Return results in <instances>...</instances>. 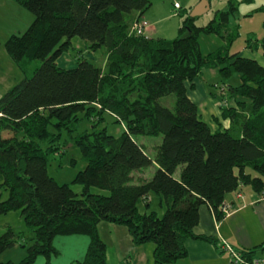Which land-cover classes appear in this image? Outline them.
Segmentation results:
<instances>
[{"label": "trees", "instance_id": "16d2710c", "mask_svg": "<svg viewBox=\"0 0 264 264\" xmlns=\"http://www.w3.org/2000/svg\"><path fill=\"white\" fill-rule=\"evenodd\" d=\"M16 1L34 20L5 42L24 78L0 96V190L8 192L4 200L0 194V215L20 211L34 238L19 263L0 264H31L39 255L49 260L59 254L54 238L69 234L91 238L85 258L75 264H107L101 221L126 226L138 245L154 243L151 264L173 263L187 256V238L217 243L213 236L194 233L203 204L222 220L228 193L250 186L264 197V64L225 46L204 54L199 41L203 33L224 34L229 42L235 38L227 26L236 9L233 0L206 25H197L190 11L180 35L171 40L130 32L134 21L127 16L138 11L143 17L152 0ZM75 37L89 42L88 55L77 57L73 67L62 66L58 59L76 49ZM102 47L115 64L107 73L93 56ZM37 60L41 64L30 75L27 64ZM210 68L226 79L236 73L241 78L238 85L224 83L238 108L218 99L222 116L232 120L224 126L216 117L217 129L201 118L189 93ZM172 94L173 109L161 101ZM248 108L240 115L238 109ZM89 109L103 119L105 112L114 114L125 123L124 132L114 136L107 126L99 127L102 122L80 131L75 120ZM63 130L73 138L66 145ZM138 135H162L153 156ZM69 143L86 163L71 182L82 185L80 195L71 183L61 184L49 174L51 157ZM152 165L157 167L151 178L136 175ZM94 187L109 194L95 193ZM152 193L165 206L162 215L149 210ZM17 238L9 226L0 235V255ZM259 250L238 251L254 258Z\"/></svg>", "mask_w": 264, "mask_h": 264}, {"label": "rangeland", "instance_id": "374dc122", "mask_svg": "<svg viewBox=\"0 0 264 264\" xmlns=\"http://www.w3.org/2000/svg\"><path fill=\"white\" fill-rule=\"evenodd\" d=\"M185 1L187 0H152V8H150L143 15V17L150 23V27L147 30V35L155 38L165 37L170 40L177 38L180 35V27L183 25V21L189 13L188 10L184 9V7L188 6V3H185ZM191 1L195 2V0ZM230 1L232 0H211V10L203 17L197 18L195 23L197 25L208 24L215 16H217V12H219L218 10L228 9ZM233 1L236 4V9L230 14L227 26L230 27V33L235 31L237 35L231 40V42H229L223 38L222 35L224 34L203 33L199 37L201 51L204 54H208L209 52L214 51L221 46H225L229 48L230 53H238L242 56L256 58L262 64H264V0ZM176 2H180L183 7H175ZM160 11L163 12L159 14V16H166V18L162 19L159 23H155L153 19L150 18V15H158ZM148 13H150V15ZM127 18L130 19L131 15H128ZM33 20L34 15L26 8L20 6L14 0H0V70L2 68H6L10 76L8 77V81L4 85L0 86V94L5 93L9 88L24 78L23 74L19 77H13L12 72H10L8 66L11 63V60L8 59L11 58L4 56V53H6L4 44L12 33L21 34L24 32ZM130 30V32H132V29ZM73 45L76 47V49L71 48L70 51L64 52V54L58 59L60 65L65 67H73L76 64L77 57L87 54V50H90L89 47H87L89 42L79 37L73 38ZM109 53V50L105 47H102L97 52L93 53V56L95 57V60H93L101 67L103 72L106 73L109 72L113 66H115L113 59L109 57ZM140 63H143V61L141 60ZM40 64L41 61L38 60L28 63L27 68L29 74L31 75L34 69ZM113 77L117 78L118 76ZM119 77H121L123 80L126 79V77H123V75ZM128 79L129 77H127V81ZM204 79L209 81L205 83V86L199 85L197 88V92H199L201 96H204V100L202 99L201 101H198L201 118L208 122L213 129H217L219 127L217 124L218 121L224 126L225 124L230 126L232 117H229V119H224L222 114L218 116V111L216 109H218L221 113L220 103L222 101H224L222 102L224 106L230 107L232 104V106L234 105L235 107L236 102L233 100V95L230 96V91L228 88L226 92V86L224 83H233V85H238L241 83L240 75L236 73L228 79L224 78L221 74H218V76L213 79L206 75ZM110 86L113 87V84ZM221 86H223L224 89L221 88ZM190 92L193 95V92L195 91L193 90ZM225 93L226 95H223ZM211 94L215 95L213 96ZM220 98L222 101L218 100ZM227 98L229 100H227ZM161 101L163 104L168 105L173 109L176 104V97L174 94H172L163 97ZM97 106L99 107V105ZM240 110L241 109H238L240 115H242V112L249 113V108L247 111ZM79 117L81 120L78 119L75 120V122L76 124L80 123V131L89 129L94 123L99 124L100 122L102 123H100L101 125L99 127L107 126L108 131L114 136H120L125 129V123L123 124L121 120L119 122L118 118L110 112H105V118L103 119L101 113L98 111L93 112L89 109L88 112H80ZM215 117L218 118V121L215 119ZM225 120L227 121L226 123ZM50 129L55 133H58V130L54 127H51ZM76 134L77 133L74 135ZM61 135L62 144L66 145L68 142L73 141L71 135H69L65 130H63ZM136 138L140 143L144 144L148 153L152 156L156 153V147L162 141V135H138ZM50 140L51 138L48 137L47 140L42 141V147L46 148L48 143H50ZM85 165L86 163L82 159L80 149L77 146H73L72 143H69L67 148L62 150L61 153L51 157L49 174L61 184L71 183L76 174L85 168ZM155 171L156 168L154 165H152L143 170V175L149 176L151 178ZM136 175L139 174L136 173ZM72 188L76 193L79 195L81 194L82 185L73 183ZM92 191L106 195L109 194L108 190H102L96 187L92 188ZM0 194H2L1 200L6 199L8 196V192L6 190H0ZM150 201L151 203L149 210H157L159 214L162 215L165 206L162 207L160 205L159 197L155 193H152ZM9 226L12 227L18 235V245L15 248H10V250H7L5 253L3 252L4 254L2 253L0 255V260L12 259L15 262H19L27 255V247H23L21 244H30L32 241L31 237L34 235V233L30 231V228L26 225L24 217L21 215L20 211H12L8 214L0 215V235L4 233ZM20 233H25V237L22 238L19 236Z\"/></svg>", "mask_w": 264, "mask_h": 264}, {"label": "crops", "instance_id": "0c3cea01", "mask_svg": "<svg viewBox=\"0 0 264 264\" xmlns=\"http://www.w3.org/2000/svg\"><path fill=\"white\" fill-rule=\"evenodd\" d=\"M14 1L17 2L16 0ZM199 1L201 2L202 0ZM199 1H185V3H188V6L184 7V9L188 10V12H192ZM208 1L209 8L205 12L196 16L197 18L203 17L211 10V0ZM180 5L182 6L181 3ZM152 6L150 8H152ZM162 12L163 11H160L158 15H150V13L148 14L155 23H159L162 19L166 18V16H159V14ZM139 14L140 12L138 11L132 12L130 14V21L133 22V20L138 17ZM5 51L6 53H4V56L11 58L8 59L11 60V63L8 67L10 72H12L13 77H19L22 74L24 77L22 69L9 55L6 48ZM7 73L8 72L6 68H2L0 70V86L4 85L8 81V77L10 76L9 73ZM218 74L219 73L217 69L210 68L204 70L202 75L195 79V88L190 90H194L195 92H193V95L191 92H189L190 97L194 102L198 104V101H201L202 99L204 100V96H201V94L197 92V88L199 85L205 86V83L209 81L204 79L205 76L207 75L213 79L217 77ZM3 94H0V96ZM227 100L229 99L227 98ZM235 107L238 108L237 103H235ZM216 110L218 111V116H220L221 113L218 109ZM215 119L217 118L215 117ZM226 122L227 121L225 120V123ZM225 126H228V124H225ZM154 166L155 168L157 167L156 165ZM137 174H139L137 176L150 178L149 176L143 175V170L139 171ZM239 191H241L243 195L241 198L238 197ZM225 201L231 205H234V209L230 213L226 214L222 220H218L212 209L207 204H203L200 207L199 223L194 228V233L196 235L213 236L217 239V243L214 244L206 240L193 237L187 238L185 242V246L188 250L187 256L168 264H230L229 252L225 251L227 244L231 245L236 250H253L260 248L258 255L264 258V197H260L250 186H243L242 189L238 191L228 193L226 195ZM161 206L164 207L163 205ZM98 231L100 237L107 245V264H151L153 262L155 244L151 242L141 245L136 244L132 235L130 234L129 229L126 226L108 221H101L98 224ZM33 238L34 235L31 237V240ZM90 242L91 238L88 234L57 235L53 240V244L59 251V254L57 256H53L49 260L44 255H39L31 264H75L76 262L82 261L85 258ZM17 245L18 244H16L13 248H15ZM30 245L31 243L25 245L21 244V246L27 248ZM6 251H4V253ZM8 261L15 262L12 259L0 260V262Z\"/></svg>", "mask_w": 264, "mask_h": 264}, {"label": "built area", "instance_id": "2783aa9c", "mask_svg": "<svg viewBox=\"0 0 264 264\" xmlns=\"http://www.w3.org/2000/svg\"><path fill=\"white\" fill-rule=\"evenodd\" d=\"M175 7L180 8V3H176ZM150 27V23L143 17H137L132 24V32L135 35L147 34V30ZM223 88V87H222ZM224 89V88H223ZM242 192H238V197H242ZM221 209L226 213H230L234 209V205H231L227 201L222 205ZM225 251L229 252L230 264H264V258L262 256H257L254 258H249L241 254L238 250L233 248L231 245L227 244Z\"/></svg>", "mask_w": 264, "mask_h": 264}, {"label": "water", "instance_id": "95a60500", "mask_svg": "<svg viewBox=\"0 0 264 264\" xmlns=\"http://www.w3.org/2000/svg\"><path fill=\"white\" fill-rule=\"evenodd\" d=\"M209 8V1L202 0L191 12L192 17H196L201 13L205 12Z\"/></svg>", "mask_w": 264, "mask_h": 264}]
</instances>
